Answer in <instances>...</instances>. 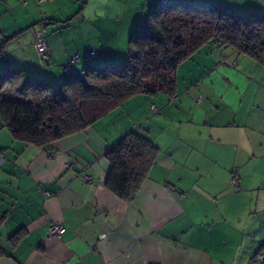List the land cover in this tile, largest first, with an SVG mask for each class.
<instances>
[{
  "label": "crops",
  "instance_id": "obj_1",
  "mask_svg": "<svg viewBox=\"0 0 264 264\" xmlns=\"http://www.w3.org/2000/svg\"><path fill=\"white\" fill-rule=\"evenodd\" d=\"M168 2L264 16V0ZM161 4L0 0V76L21 69L60 83L68 63H109ZM212 46L178 64L172 95L135 94L48 148L14 139L0 118V264H249L264 252V65ZM131 131L158 149L128 203L105 186V152ZM52 221L61 236L48 235Z\"/></svg>",
  "mask_w": 264,
  "mask_h": 264
},
{
  "label": "trees",
  "instance_id": "obj_2",
  "mask_svg": "<svg viewBox=\"0 0 264 264\" xmlns=\"http://www.w3.org/2000/svg\"><path fill=\"white\" fill-rule=\"evenodd\" d=\"M213 40L264 65V16H235L215 7L168 2L150 11L131 35L124 61L89 64L60 83L21 69L0 76L2 125L14 139L48 148L135 94L162 88L172 95L178 64ZM3 86L18 99L4 98ZM157 149L144 133H126L105 152L110 165L107 189L130 203L154 164Z\"/></svg>",
  "mask_w": 264,
  "mask_h": 264
},
{
  "label": "built area",
  "instance_id": "obj_3",
  "mask_svg": "<svg viewBox=\"0 0 264 264\" xmlns=\"http://www.w3.org/2000/svg\"><path fill=\"white\" fill-rule=\"evenodd\" d=\"M48 1V0H47ZM160 2H162L163 4L164 3H167V0H159ZM21 3L23 5L26 4V0H21ZM36 37L37 39L40 41L41 45H42V48H43V58L47 59L48 58V55L46 53V45L42 39V35H41V32L40 31H37L36 32ZM212 49H211V52H213L216 48H217V41L216 40H213L212 41ZM95 56V51H89L85 54V59H91ZM79 56L78 55H75L72 60L74 59H77ZM63 70L65 73L67 74H72V75H75V74H78V72L72 67L71 63H68L66 64L64 67H63ZM199 99V96L197 98V100ZM66 166H68V164H66ZM83 168L85 167L84 165L82 166ZM230 182L237 186L238 185V179H237V176L236 175H233L231 177V180ZM65 231V226L61 223V222H56V221H52L49 223L48 225V235L49 236H53V237H58V236H61ZM253 261L252 262H249V264H264V252L262 251H258L255 255H254V258L252 259Z\"/></svg>",
  "mask_w": 264,
  "mask_h": 264
},
{
  "label": "rangeland",
  "instance_id": "obj_4",
  "mask_svg": "<svg viewBox=\"0 0 264 264\" xmlns=\"http://www.w3.org/2000/svg\"><path fill=\"white\" fill-rule=\"evenodd\" d=\"M122 55V56H121ZM127 57H128V53L127 52H124L123 54H116V56H115V58L113 57V58H111V59H109V63L110 62H120V61H124V60H126L127 59ZM100 63H102V62H100ZM13 98L14 99H16L17 97L16 96H13ZM18 99V98H17Z\"/></svg>",
  "mask_w": 264,
  "mask_h": 264
}]
</instances>
